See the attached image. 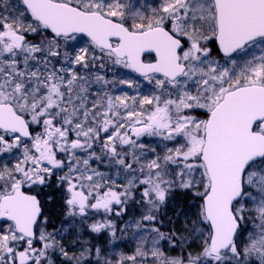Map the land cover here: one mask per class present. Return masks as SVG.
Here are the masks:
<instances>
[{
  "label": "snow or ice",
  "instance_id": "snow-or-ice-1",
  "mask_svg": "<svg viewBox=\"0 0 264 264\" xmlns=\"http://www.w3.org/2000/svg\"><path fill=\"white\" fill-rule=\"evenodd\" d=\"M0 264H264V0H0Z\"/></svg>",
  "mask_w": 264,
  "mask_h": 264
}]
</instances>
